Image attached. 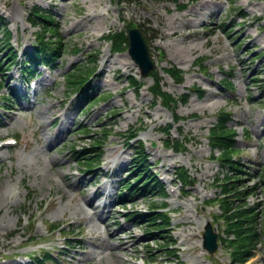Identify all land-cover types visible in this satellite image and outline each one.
Here are the masks:
<instances>
[{"label": "rangeland", "instance_id": "374dc122", "mask_svg": "<svg viewBox=\"0 0 264 264\" xmlns=\"http://www.w3.org/2000/svg\"><path fill=\"white\" fill-rule=\"evenodd\" d=\"M178 4L186 8L180 10ZM34 6L54 16L62 48L54 67H36L40 75L29 87L17 65L4 74L0 70V143L17 139L13 146L0 147V263L34 264V256L59 250V259L50 264H171L175 257L163 254L159 241L146 236L145 226L126 218L162 198L137 197L123 206L116 197L133 155L122 135L136 127L152 169L167 188L165 210L171 212L169 232L177 240L178 264H229L224 245L213 257L200 245L207 221L222 225L214 217L219 201H203L219 191L212 182L221 171L210 157L219 152L211 150L207 136L221 111L231 113L228 125L235 128L240 149L235 156L246 166L243 184L258 183L246 200L258 204L264 230V0H0V38L2 27H8L20 54L31 48L40 30L28 19ZM240 11L246 13L244 19ZM128 23L140 25L142 32L151 29L145 41L163 90L175 96L192 86L203 90L201 96L193 92L185 103H177L175 112L182 118L171 135L180 139L176 127H182L190 137L187 150L176 153L164 146L160 127L172 121L171 112L160 99L151 105L152 81L140 78L128 50L112 53L104 39ZM46 35L53 38L51 32ZM94 53V97H109L86 106L68 94L66 77L79 65L93 66ZM172 65L183 71L182 83L165 73ZM130 75L144 83L138 93L127 87ZM224 78L231 88H222ZM12 89L18 92L6 108L1 96ZM103 127L109 136L102 163L83 171L72 149L89 143L92 133L102 135ZM181 166L195 177L190 188L176 180L174 169ZM52 222L61 225V232L48 231ZM64 235L80 240V246L72 241L71 249L61 248L67 243ZM260 242L244 264H264V231ZM150 246L155 262L147 255Z\"/></svg>", "mask_w": 264, "mask_h": 264}, {"label": "trees", "instance_id": "16d2710c", "mask_svg": "<svg viewBox=\"0 0 264 264\" xmlns=\"http://www.w3.org/2000/svg\"><path fill=\"white\" fill-rule=\"evenodd\" d=\"M125 1L140 2L142 0ZM177 7L182 10L186 8V5L178 4ZM239 15L242 19L246 17L244 11H240ZM28 19L31 25L38 26L40 30L31 48L24 50L22 55L20 54V50L14 48L11 43L12 32L10 29L6 26L2 27L0 38V70L3 74L12 65L20 64L22 75L32 77L38 65H52L60 53L62 41L59 37L57 26H55L54 16L42 10L41 7L34 6L29 13ZM130 27H135V25L128 23L125 30L111 32L104 36V39L110 42L111 52L117 53L128 49L127 29ZM137 27L141 31V26L138 25ZM146 30L145 32L141 31L144 39L145 34L150 32L148 28ZM47 32H51L53 38L48 37L46 35ZM91 56L92 60L90 62L93 63V66L79 65L68 72L66 77L68 94H72L71 96L75 95L77 102L83 103L86 106H90L98 99L109 97L108 94H99L94 97L95 89L92 87L91 79L97 70L94 67L97 55L94 53ZM1 57H4V59ZM196 65H199V68H204L199 62ZM164 71L173 81L182 83L183 71L180 68L172 65L169 68H165ZM147 76L152 81V85L148 87L149 92L152 94L151 105H156V101L160 99L161 105L168 109L173 117L172 122H167L164 126L160 127V131L165 136L163 140L164 146L171 148L175 152L187 150L186 143L190 141V137L182 134V127H176L177 133L181 135L180 139L171 135V129L174 128V123H178L182 118L175 112L177 103H185L189 95L193 92L201 96L203 90L198 86H192L189 92L175 96L162 89V77L158 70H150ZM140 78L143 77L140 76ZM140 78L135 75L128 76L127 87L134 89L138 93L144 85ZM220 83L225 89L232 87V82L227 78H224ZM2 84L3 82L0 81V87H2ZM13 94L14 90L12 89L10 93L2 96L6 108H9L13 104ZM231 120V113L221 111L216 122L209 127L207 139L211 150L217 149L219 152L217 156L211 153L210 157L219 163L221 169L215 176L213 185L220 189V196L218 195L216 199L219 201L221 207V216L226 226V233L233 234L234 236L232 239L227 240V245L231 249L232 260L243 264L254 256L255 249L261 243L260 237L264 230L258 218V204H251L246 200L248 196L253 194L258 183L255 182L253 185L243 184L244 179L241 177V173L247 172L243 168L245 164L240 158L235 156V153H238L240 149L236 147V130L228 125V122ZM79 131L87 135L90 129L82 128ZM101 131L102 135L99 136L98 132L92 133V140L89 143L79 148L75 146L72 149L74 160L80 165L83 171H94L102 162V157L105 153L104 143L109 136V130L103 127ZM122 137L124 138V144L132 147L133 155L126 170L127 176L121 178L119 182L121 188L116 196L117 200L119 204L125 206L128 203H132L137 197H149L151 199L155 195L161 197L160 204L152 200L149 202L147 213L131 211L126 218L133 221L136 226H145L146 236L149 239L159 241L158 247L164 250V255L177 258L176 249L172 248L176 244V239L167 230L171 225V216L168 210H165L168 205L164 200L168 194L166 188L151 168L150 157L146 153L144 142L138 138L136 127H131ZM262 139L264 141V136ZM261 170L263 172L261 175L264 176V168ZM175 172L183 187L193 184L187 168L179 167L175 169ZM49 229L60 230L61 225L52 222L49 224ZM150 248L147 254L148 258L152 262H155L157 257L153 254L154 249H152V246ZM49 261H52V259L47 252L35 258V264H49ZM177 263L178 261L172 262V264Z\"/></svg>", "mask_w": 264, "mask_h": 264}, {"label": "water", "instance_id": "95a60500", "mask_svg": "<svg viewBox=\"0 0 264 264\" xmlns=\"http://www.w3.org/2000/svg\"><path fill=\"white\" fill-rule=\"evenodd\" d=\"M127 36L128 54L138 65L140 74L147 76L148 72L154 68V62L150 57L148 46L141 31L137 27L128 28ZM216 239L217 235L208 222L203 233V247L211 254L217 248Z\"/></svg>", "mask_w": 264, "mask_h": 264}, {"label": "bare ground", "instance_id": "6f19581e", "mask_svg": "<svg viewBox=\"0 0 264 264\" xmlns=\"http://www.w3.org/2000/svg\"><path fill=\"white\" fill-rule=\"evenodd\" d=\"M121 18V17H120ZM151 30V29H150ZM153 31H155V30H153ZM158 32V31H157ZM154 33V32H153ZM157 34V33H156ZM153 36H154V34H153ZM101 61V60H100ZM107 61H108V59L106 58V60L104 61V67L103 68H105V67H108V65H107ZM104 70H106V68L104 69ZM91 200V198L89 199V198H87V202H89ZM109 253V252H108ZM3 258V257H2ZM20 263V262H19ZM1 264V263H0ZM22 264V263H21Z\"/></svg>", "mask_w": 264, "mask_h": 264}]
</instances>
